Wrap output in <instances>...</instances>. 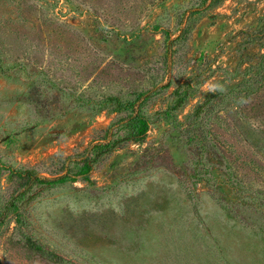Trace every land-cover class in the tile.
Segmentation results:
<instances>
[{
	"label": "rangeland",
	"instance_id": "rangeland-1",
	"mask_svg": "<svg viewBox=\"0 0 264 264\" xmlns=\"http://www.w3.org/2000/svg\"><path fill=\"white\" fill-rule=\"evenodd\" d=\"M210 1L0 0V264H264V0Z\"/></svg>",
	"mask_w": 264,
	"mask_h": 264
},
{
	"label": "trees",
	"instance_id": "trees-1",
	"mask_svg": "<svg viewBox=\"0 0 264 264\" xmlns=\"http://www.w3.org/2000/svg\"><path fill=\"white\" fill-rule=\"evenodd\" d=\"M221 2V0H211L210 1V6H216ZM264 30V25L256 30V31H250L251 37L255 33H259L262 31L263 33ZM182 34L178 37L180 38ZM243 74H245L244 79L238 83V86H243L245 88L246 92H252L255 89V86L257 84H261L264 86V53L261 55V58L258 63L256 64H251L247 68H245L243 71H241ZM191 88H194L193 86ZM222 88L218 87L214 91H212L208 96H206L203 100H201L191 111L189 114L187 120L185 122H179L177 123L178 126L181 127V130L185 135L189 138L190 142H199L200 144H204L205 142H211L207 146H213L214 148V142L211 140H214L212 137L213 133L215 134L217 131L214 129H210V123L206 121L207 116L211 115L213 111H216V115H221L222 113V107L223 105V100H224V91L221 90ZM194 92L187 93V94H192L191 96H196L197 92L195 90H191ZM235 89H231V92H234ZM180 92V90L178 91ZM186 95H182V99H185ZM181 101V100H180ZM136 123L141 124L140 129L138 130V134H141L144 136L148 130V121L145 120L141 115H138L136 118ZM112 129V125L109 126V128L106 129V133H110V130ZM210 137V138H209ZM213 142V143H212ZM113 147V143L111 141H106L104 142H97L95 145H93L91 148L87 149L92 151L93 149H100L101 151L109 150ZM86 152L82 155L84 158H91L90 155H86ZM98 152H96L97 156ZM89 159H86L84 162L83 167H90V162ZM30 179V177H29ZM60 178L50 180V179H45L41 177H35L34 182L40 183V184H55L58 182ZM17 197L13 198V205L14 202H16ZM9 203V204H12ZM33 248L41 251L43 255H45L49 259L56 260L57 262L62 261V257L57 256L56 254L52 252H46L43 251L40 247H37L34 243H29Z\"/></svg>",
	"mask_w": 264,
	"mask_h": 264
}]
</instances>
